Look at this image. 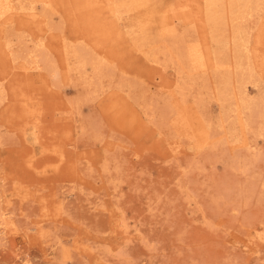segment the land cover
Instances as JSON below:
<instances>
[{
	"label": "rangeland",
	"instance_id": "374dc122",
	"mask_svg": "<svg viewBox=\"0 0 264 264\" xmlns=\"http://www.w3.org/2000/svg\"><path fill=\"white\" fill-rule=\"evenodd\" d=\"M7 1L0 264H264V0Z\"/></svg>",
	"mask_w": 264,
	"mask_h": 264
},
{
	"label": "bare ground",
	"instance_id": "6f19581e",
	"mask_svg": "<svg viewBox=\"0 0 264 264\" xmlns=\"http://www.w3.org/2000/svg\"><path fill=\"white\" fill-rule=\"evenodd\" d=\"M9 1V0H8ZM7 1V2H8ZM6 2V3H7ZM229 6H228V8L231 10V11H234V10H237L238 9V7H240L241 5V0H229ZM152 3V2H151ZM154 3V2H153ZM210 3H211V0H206V4L209 6L210 5ZM133 8V7H132ZM128 11H129V13H131V14H133V10L131 9V7L130 8H128ZM216 11V10H215ZM213 15H211V17H212V23H215V25L216 24H218V23H221L222 22V20H224V18H223V13H212ZM232 16H234V15H232ZM210 17V18H211ZM131 20H132V17H131ZM223 23V22H222ZM158 32V31H157ZM165 32V31H164ZM142 33L143 34H141L142 35V37H141V39L143 38V39H146V38H148V36H150V34H149V31H148V33H145V31L143 32L142 31ZM137 34V33H136ZM161 34V33H160ZM159 34V36H161ZM156 35H158V34H156ZM158 37V36H157ZM156 36H154V39L156 40V39H158ZM162 37V36H161ZM150 38V37H149ZM148 38V39H149ZM136 39V38H135ZM150 39H153V37H151ZM153 39V40H154ZM79 59V58H78Z\"/></svg>",
	"mask_w": 264,
	"mask_h": 264
}]
</instances>
